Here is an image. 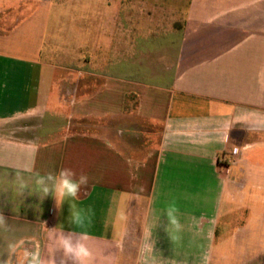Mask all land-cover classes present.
<instances>
[{"label": "crops", "instance_id": "1", "mask_svg": "<svg viewBox=\"0 0 264 264\" xmlns=\"http://www.w3.org/2000/svg\"><path fill=\"white\" fill-rule=\"evenodd\" d=\"M15 1L0 18V264L47 261L54 236L83 230L39 192L62 168L89 176L92 264H264V0H23L22 18ZM81 52L127 60L97 84L71 64Z\"/></svg>", "mask_w": 264, "mask_h": 264}, {"label": "clouds", "instance_id": "2", "mask_svg": "<svg viewBox=\"0 0 264 264\" xmlns=\"http://www.w3.org/2000/svg\"><path fill=\"white\" fill-rule=\"evenodd\" d=\"M225 141H227V137H225ZM48 182H51V184L49 185ZM88 182L89 176L86 173L77 174L71 168H62L57 174L49 173L46 177H41L37 181L38 185L41 186L39 192L42 193L43 199L52 195L58 210L62 209L64 203L67 202L69 208L67 220L69 225L83 230L78 233L74 231L61 232L54 236L51 257L47 261H42L39 254L36 253L32 256L30 264H92L93 254L87 243L90 239L87 228L91 225L94 212L91 206L84 209L77 203L80 198L81 187L87 185ZM21 187H27V184L22 181ZM177 212L178 208L175 205V201H173L168 205L166 215L179 231L182 225L176 218ZM44 223L46 224V222ZM4 224L5 219L0 216V225ZM57 252H62L59 260H57Z\"/></svg>", "mask_w": 264, "mask_h": 264}, {"label": "rangeland", "instance_id": "3", "mask_svg": "<svg viewBox=\"0 0 264 264\" xmlns=\"http://www.w3.org/2000/svg\"><path fill=\"white\" fill-rule=\"evenodd\" d=\"M15 1V0H14ZM21 1H23V0H17V1H15L14 2V4L13 5H11V8H12V11H14L16 14H17V16L19 17V18H22V17H24V16H26V14L28 13L27 12V10H28V5H25L24 6V8L23 7H21L20 6V3H21ZM60 0H53V3H55V2H59ZM69 1H71V3H72V5L71 6H75L76 5V0H69ZM12 2V1H11ZM10 6V3L8 4L7 3V0H0V18H2V17H4V14H3V9H4V7H6V6ZM71 8V10H70V13H73L74 11H78V9L76 8V7H70ZM69 11V10H68ZM80 11V10H79ZM71 16H73V15H71ZM80 16L81 17H83L84 15L80 12ZM136 20V19H135ZM145 20V19H144ZM144 20L142 21V19L141 20H139V22L138 23H135V27H134V29H135V31H134V36L136 37V36H141V35H146L147 33H148V26L146 25L147 24V22H145L144 23ZM136 22H137V20H136ZM145 25H144V24ZM78 22H73L72 21V23H71V25H72V27H78ZM161 31V30H160ZM158 35H161V32H157V34H156V36H158ZM136 39V38H135ZM135 43H137L136 41H135ZM139 43V42H138ZM84 54V52H81L80 53V55H81V57H79L78 55H79V53L76 55V56H74V57H72L71 58V61H72V63L71 64H74V66H76V67H81V68H92V69H95L96 71H98L99 72V75H101V77H99V78H97L96 79V82H97V84H99V83H101V78L104 76V75H107V74H114V75H116V74H120L119 73V71L116 69V68H114V67H110L109 68V65L107 66V62L111 59V60H113L114 59V62H117V61H119V62H121V61H124V60H127V58H122V57H119V58H110V57H102V56H96V57H93V58H89V59H91L90 60V64H86L85 63V61H84V59H85V57H82V55ZM87 59V58H86ZM129 60H130V58H129ZM78 76H79V74L78 73H76V75H75V77H76V80H77V78H78ZM82 76V75H81ZM131 76L132 77H134V78H136V79H140V78H142V75L141 74H131ZM83 77V76H82ZM88 77V76H87ZM90 82H92L93 83V81H87L86 83L88 84V86L91 84ZM83 86V85H82ZM88 88H90V87H88ZM92 89V88H91ZM84 90H82V89H80L79 91H78V93H82ZM88 91V90H87ZM247 124V127L249 128V129H256V128H258L259 126H260V123H255V122H247L246 123ZM259 124V125H258ZM262 125V124H261ZM263 127H264V125H263Z\"/></svg>", "mask_w": 264, "mask_h": 264}, {"label": "built area", "instance_id": "4", "mask_svg": "<svg viewBox=\"0 0 264 264\" xmlns=\"http://www.w3.org/2000/svg\"><path fill=\"white\" fill-rule=\"evenodd\" d=\"M238 150L237 149H234L233 150V154H237ZM231 163L235 164L236 163V160H231Z\"/></svg>", "mask_w": 264, "mask_h": 264}]
</instances>
